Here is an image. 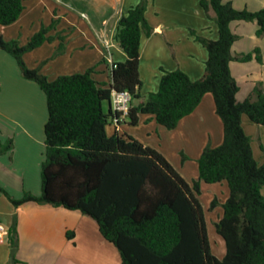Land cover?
<instances>
[{
  "label": "trees",
  "instance_id": "trees-1",
  "mask_svg": "<svg viewBox=\"0 0 264 264\" xmlns=\"http://www.w3.org/2000/svg\"><path fill=\"white\" fill-rule=\"evenodd\" d=\"M147 0H139L118 19L114 38L125 53L123 61L111 62L110 83L96 81L94 66L82 72L49 79L38 67L30 68L24 54L51 41L47 35L56 25L41 26L24 44L6 40L0 32V49L14 57L20 75L37 84L46 99L44 154L40 168L41 191H25L13 198L1 187L13 206L27 202L63 207L93 218L102 237L119 251L121 264H264V161L253 155L251 137L242 126V116L264 125V91L255 84L243 101H237L238 85L229 63L235 59L231 47L236 35L230 23L255 21L256 35L264 33V6L256 11L236 9L223 0H200L208 14L213 12L217 39L196 36L207 50L203 75L192 80L180 69L164 70L158 89L141 100L138 73L142 34L152 28L145 18ZM24 0H0V25L15 22ZM54 57L64 50V37ZM261 58L241 54L248 61ZM44 62V61H42ZM129 92L125 116L136 124L139 113L151 114L157 123L174 129L190 114L205 93L213 97L215 113L222 122V142L205 145L196 159L198 178L188 183L157 149L129 134H108L106 126L119 113L103 103L111 91ZM136 102V103H134ZM13 148L11 138L0 142V153ZM182 160L186 159L181 154ZM225 181L228 195L214 231L224 243L218 258L211 251L205 213L199 201L200 183ZM217 204L210 201L209 209ZM68 232L67 237L72 238ZM11 245H17L16 220L8 228Z\"/></svg>",
  "mask_w": 264,
  "mask_h": 264
},
{
  "label": "crops",
  "instance_id": "crops-1",
  "mask_svg": "<svg viewBox=\"0 0 264 264\" xmlns=\"http://www.w3.org/2000/svg\"><path fill=\"white\" fill-rule=\"evenodd\" d=\"M58 1L63 3L59 4ZM58 1L24 0L25 8L18 19L11 24L0 25L2 37L6 40H20L17 28L14 32L10 31V27L17 24L18 30L24 28L26 24L21 22L22 15L29 10L33 13L47 12L58 21L49 32L56 36L57 41L55 39L48 44L45 41L27 53L45 45H53L55 49L54 43H59L58 36L64 37V50L42 66L40 71L49 79H54L61 74L82 72L94 66L93 78L107 86L110 83L111 62L126 58L114 38L118 19L139 0ZM199 1L147 0L145 18L152 31L148 36L142 34L140 39L138 73L141 100L144 101L150 92L158 89L164 70L180 69L192 80L203 75L207 50L195 37L217 39L218 29L213 12L207 14ZM223 2H230L236 9L250 11L264 6V0ZM32 26L35 32L40 23ZM230 28L237 37L231 47L235 59L230 61L229 68L238 85L236 99L243 101L258 82L264 91V33L256 35L255 21H232ZM30 35L28 32L26 40ZM105 41L109 42L108 47ZM21 42L23 44L24 41ZM254 50H258L261 61L254 56L248 61L237 58L241 54H254ZM2 51L0 49V94L7 98L0 102V142L11 138L13 148L6 154H0V186L13 198H20L25 191L37 195L41 191V179L40 175L36 177V173L40 172L45 149L43 128L47 119L46 99L37 84L18 76L17 72L10 73L3 69ZM38 63L31 68H35ZM47 68L52 69V76L46 73ZM110 108V102H106V111ZM117 124L110 121L106 126L107 133L129 134L144 145L157 149L190 184L198 178L196 159L205 145L208 143L215 147L222 142L223 137L222 122L215 113L210 93H205L197 107L181 118L174 129H167L146 113L138 114L136 124H129L125 117H121ZM242 126L251 137L255 159L262 163L264 125L254 124L243 115ZM34 148H37V155L34 154ZM181 154L186 159L182 160ZM203 193L207 195L203 200L208 201V211L213 213L209 217L214 224L222 215L221 204L228 195V187L225 181L200 183L198 198L205 213L209 236ZM213 198L217 204L209 209ZM13 218L17 228L16 246L11 245L8 237V228ZM0 223L7 230V234L0 240V264H121L118 249L102 237L96 221L79 211L34 202L13 206L1 194ZM68 232L73 233L72 238L67 237ZM12 248H15L13 262L10 258ZM211 251L218 258L224 254L220 242L217 245L219 255L213 251L212 246Z\"/></svg>",
  "mask_w": 264,
  "mask_h": 264
},
{
  "label": "rangeland",
  "instance_id": "rangeland-1",
  "mask_svg": "<svg viewBox=\"0 0 264 264\" xmlns=\"http://www.w3.org/2000/svg\"><path fill=\"white\" fill-rule=\"evenodd\" d=\"M58 1V0H57ZM58 3L59 4H62L63 2H60V1H58ZM23 17H22V21L21 22H24V24H26L25 26H24V28H22V29H20V30H18V25L17 24H15V25H12L11 27H10V31H14L15 32V30H16V28H17V30L16 31H18V33H17V35L19 36V38H20V40L18 39V38H16V39H18V41L20 42V43H22L21 41L23 40L24 42H23V44L25 43V41H27L36 31H38L39 29H40V27L43 25V26H48L49 24H51L52 23V20H53V18L52 17H50L49 16V14L47 13V12H43V13H33V12H31L30 10L29 11H27V12H25L23 15H22ZM55 20V19H54ZM57 19H56V22H55V25L57 24ZM38 23H40V26H39V29L37 28V30L35 31V32H33L34 30H35V28H34V26H32L33 24H38ZM34 29V30H33ZM52 29H50L48 32H47V35H51V36H54V38L51 40V41H46V44H48V43H51L52 41H54L55 39H56V36L55 35H52L51 33L49 34V32L51 31ZM14 32H12V33H14ZM28 32H30L31 33V35L27 38V40H26V35H28ZM22 39V40H21ZM59 39V38H58ZM55 41H57V39L55 40ZM60 41V40H59ZM57 46H58V42H55L54 43V47H55V49L53 48V45H45L44 47H41L40 49H36L34 52H32V53H27V55H26V57H24V61H25V63H26V65L28 66V67H32L33 65H35L38 61H39V63H38V65L37 66H35V68L36 67H38L40 70H41V67L42 66H44L47 62H49V61H52L55 57H57L58 55H60V53H58V54H56L54 57H52V55L55 53V50L57 49ZM2 52H4V53H2V54H4L3 56V69H6V71H8V72H10V73H14V72H17V75L18 76H21L20 75V70H19V67H18V65H17V63H16V61H15V59H14V57H12L9 53H7V52H5V51H2ZM43 58V60L42 61H44V62H42V61H40L41 59ZM88 63V62H87ZM99 63H103V61H99ZM53 66V68L55 67V65H52ZM78 66H81V65H78ZM34 67V66H33ZM75 68H78V67H76L75 66ZM46 73L48 74V75H53V74H51V72H52V69H50V68H47L46 70ZM42 72V71H41ZM43 73V72H42ZM33 82V81H32ZM36 84V83H35ZM36 86V85H35ZM38 88V87H37ZM41 94H43V96L45 97V95H44V93H42L41 92ZM5 98H7V97H5ZM4 95H1L0 94V102H2V101H4ZM45 108H46V105H45ZM103 108H104V110L106 111V101L103 103ZM1 111H4V109H2ZM6 141V140H5ZM5 141H3V142H5ZM37 148H34V154L35 155H37ZM6 153H8V151H4V152H1L0 154H6ZM44 158V157H43ZM43 158H42V160H43ZM42 162V161H41ZM40 168H41V164H40ZM37 175H40V172H39V174H37L36 173V177H39V176H37ZM33 176V175H32ZM27 183H29L28 182V180H27ZM1 187V186H0ZM8 195H10V193L4 188V187H1ZM1 194L2 195H4L5 196V194L4 193H2V192H0V196H1ZM38 195V194H37ZM206 194L205 193H203V196H202V202L203 203H205L204 204V209H205V212H206V214H207V226H208V230H209V237H210V244H211V246H212V248H213V251L217 254V255H219V253H218V251H217V245H218V243L220 242V244H221V251H224V244H223V240H222V238L219 236V235H217L216 233H215V231H214V229L212 230V227L214 226V224H212V222H211V220H210V217L211 216H213V213H209L210 211H208V206H207V203L206 202H208L207 200H206V202H204V200L203 199H205L206 198ZM6 197V196H5ZM216 206V205H215ZM213 209V208H212ZM209 215H210V217H209ZM214 228V227H213ZM222 244H223V249H222ZM221 253V252H220Z\"/></svg>",
  "mask_w": 264,
  "mask_h": 264
},
{
  "label": "built area",
  "instance_id": "built-area-1",
  "mask_svg": "<svg viewBox=\"0 0 264 264\" xmlns=\"http://www.w3.org/2000/svg\"><path fill=\"white\" fill-rule=\"evenodd\" d=\"M82 17H85L84 13H81ZM105 45L108 47L109 42L105 41ZM130 94L126 90L122 91H116L112 90L110 95V107L113 112L119 113L118 117L112 118V122L115 123V125H118V121L121 117H125L130 106ZM117 129V126H116ZM7 234L6 228L3 226V224L0 223V240Z\"/></svg>",
  "mask_w": 264,
  "mask_h": 264
},
{
  "label": "water",
  "instance_id": "water-1",
  "mask_svg": "<svg viewBox=\"0 0 264 264\" xmlns=\"http://www.w3.org/2000/svg\"><path fill=\"white\" fill-rule=\"evenodd\" d=\"M14 252H15V248H12L11 250H10V258H11V261L13 262V260H14Z\"/></svg>",
  "mask_w": 264,
  "mask_h": 264
}]
</instances>
